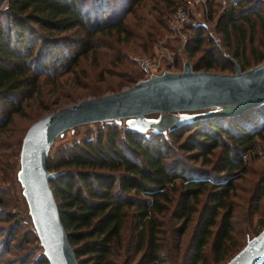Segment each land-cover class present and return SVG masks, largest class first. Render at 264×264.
Instances as JSON below:
<instances>
[{"label":"trees","instance_id":"trees-1","mask_svg":"<svg viewBox=\"0 0 264 264\" xmlns=\"http://www.w3.org/2000/svg\"><path fill=\"white\" fill-rule=\"evenodd\" d=\"M147 1L151 20L162 27L166 13L183 0H7L0 10V155L7 157L3 134L12 114H21L22 101L43 84L58 89L82 59L96 62L102 46L132 42L148 48L156 32L134 35L124 22ZM233 1L220 12L219 0L205 1L211 33L186 24L182 52L194 70L233 72L225 53L242 70L264 60V0ZM110 63L129 70L121 76L124 88L136 81L119 49ZM101 94L98 88L88 96ZM259 141L264 104L183 124L167 137L104 124L93 138L61 143L46 166L59 172L50 185L78 264H222L244 245L232 235L231 196ZM191 159L199 164H189ZM2 192L0 187V264H49L35 231ZM262 201L264 167L251 185L250 214ZM259 216L262 228L264 213Z\"/></svg>","mask_w":264,"mask_h":264},{"label":"water","instance_id":"water-1","mask_svg":"<svg viewBox=\"0 0 264 264\" xmlns=\"http://www.w3.org/2000/svg\"><path fill=\"white\" fill-rule=\"evenodd\" d=\"M233 72L194 70L189 60L178 71L161 70L113 92L90 96L51 110L25 131L19 153L18 178L32 229L49 264H78L61 222L50 179L59 172L46 166L51 144L64 130L88 123L129 119L139 132L152 128L147 114L171 113L163 120L165 137L183 124L210 117H232L264 104V60L242 70L225 54ZM212 109L205 112L201 110ZM186 112L185 114H176ZM168 128L163 131L164 128ZM264 227L222 264H262Z\"/></svg>","mask_w":264,"mask_h":264},{"label":"rangeland","instance_id":"rangeland-1","mask_svg":"<svg viewBox=\"0 0 264 264\" xmlns=\"http://www.w3.org/2000/svg\"><path fill=\"white\" fill-rule=\"evenodd\" d=\"M205 1L206 0H199L194 2V0H183L181 2H175L172 9L166 13L164 26L162 27L151 20L150 14L148 13L150 2L147 1V4L137 7L132 13L126 14L124 22L127 28L133 31L134 35L136 34L142 36L148 29H152V32H156L151 36L152 42L149 44L148 48L145 49L142 46H136L132 42L127 44H117L112 48L102 46L98 49L99 53L96 62H93L89 58L82 59L78 66L75 67V69H77L76 72L71 75H64L63 80L59 82L61 86L58 89H55L52 82H47L41 86L39 92L32 93L30 98H25L22 101L21 114H12V124L9 126L10 130L3 134V137H7L4 139L5 143L3 144L5 146V154H7V157H5L6 155H0V169L2 170V176H0V187L3 188L2 194H4L3 196L8 200V205L11 210L16 212L22 222H28L31 227L30 216L26 209L27 206L21 192V186L18 178L21 141L30 123L48 112L51 108H55L59 102H61V106L73 103L80 99L89 97L88 95H90L93 90L98 88H101L104 93H109L111 90L116 91V89H123L124 83L121 76L127 69L120 68L118 65L110 63L111 57L116 54L117 49H119V52L124 54V58L131 63L130 65L133 67L130 68L135 69L134 78H137L136 80L144 77L142 76V72L135 60L137 57L154 58L160 66L158 71L166 70L164 65H167L169 59L172 58L175 63L174 71L180 70L183 62L189 59L183 55L182 48H178L179 40L177 30L179 25L174 19V12L178 8H182L188 14L186 22L187 25L200 24L205 26L207 32L211 33L213 29V22L212 20L209 21L206 19L207 9ZM219 1L221 3V8H218L217 12H220L224 5H231L229 4L230 0ZM141 16L144 18L143 20H141ZM0 17H2V15ZM186 24L181 26L179 30L187 38V29H185L187 27ZM105 40L109 44H114L111 39ZM163 46L169 49L167 54L163 50ZM189 62L192 65L190 60ZM80 70H84L86 72V77L83 76V73H81ZM77 79L79 80L78 82ZM81 83L83 86H81ZM210 110L212 109L197 112ZM185 113L186 112H178L176 114L180 115ZM165 115L166 116L162 119V121L166 119L170 120V118H172L171 113H167ZM145 119L150 121L152 124V128L142 130V133H146V135H149L152 132L155 133V129H163L165 126L160 123L161 114L159 113L147 114ZM104 124H116L121 128H131L129 126V119H120L118 121H107L102 123H88L86 125L75 126L64 130L60 135L55 137L51 144L49 154H53L55 148L61 143L69 144L74 139L79 140L82 138H93L96 130ZM167 129L168 128L165 127L163 131H166ZM18 141H20V146L16 148L15 146ZM258 144H260V147L257 148L254 153L251 155L249 154L246 157L247 172L242 176V178L236 181V188L231 196L235 206L232 235L236 239H242L244 243L246 239L255 235L261 229L257 220L260 217L259 215L264 213V201L260 204L258 211L254 212L253 209H251L250 214L249 210L252 182L256 180L260 174V170L264 167V141H259ZM187 161L191 165L199 164L198 160L193 161L191 159ZM250 219L252 220L251 224L249 222ZM22 230L23 229L18 232L16 240H19ZM188 238L189 231H186L183 238V244L187 242ZM2 246L3 244L0 245V250H2ZM11 255L12 253H8L6 257Z\"/></svg>","mask_w":264,"mask_h":264},{"label":"built area","instance_id":"built-area-1","mask_svg":"<svg viewBox=\"0 0 264 264\" xmlns=\"http://www.w3.org/2000/svg\"><path fill=\"white\" fill-rule=\"evenodd\" d=\"M197 1H199V0H194V2H197ZM6 3H7V0H0V10L3 7H5ZM174 19L176 20V22L180 28L181 26H184L186 24L187 19H188V14L182 8H178L174 12ZM179 28L177 30L178 31V40H179L178 48H182L184 43L186 42V37L179 30ZM162 48L165 51V53L167 54L169 49L167 47H164V46ZM135 60L137 61V64H138L141 72L143 73L144 77L148 76L151 73L159 72L158 70H159L160 66L158 65L157 61L154 58L137 57V58H135ZM174 65H175L174 60L171 58V59H169L167 65H164V66H165L166 70L174 71Z\"/></svg>","mask_w":264,"mask_h":264},{"label":"crops","instance_id":"crops-1","mask_svg":"<svg viewBox=\"0 0 264 264\" xmlns=\"http://www.w3.org/2000/svg\"><path fill=\"white\" fill-rule=\"evenodd\" d=\"M234 1L233 0H230L229 4H232ZM229 6V5H228Z\"/></svg>","mask_w":264,"mask_h":264}]
</instances>
